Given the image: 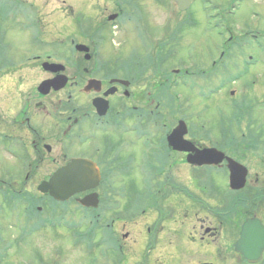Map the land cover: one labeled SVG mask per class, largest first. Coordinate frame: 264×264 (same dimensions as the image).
<instances>
[{
	"label": "flooded vegetation",
	"instance_id": "obj_1",
	"mask_svg": "<svg viewBox=\"0 0 264 264\" xmlns=\"http://www.w3.org/2000/svg\"><path fill=\"white\" fill-rule=\"evenodd\" d=\"M143 1L146 0H114L115 13L110 15L122 18L127 13L130 21L136 20L137 24H143L140 29L150 35L145 27L146 13L140 6ZM84 19H77L79 26L74 22L73 28H68L70 32L86 35L84 27H80ZM89 23L92 25L89 27L90 32L95 35L104 30V23L97 27L90 19ZM161 32L160 43L155 48H145L143 53L130 52L127 55L129 59L122 58V63L116 59L102 60L96 50L93 53L96 59L64 63L63 74L69 81L59 91L43 95L37 91L38 84L34 90L30 89L25 99L11 96L10 89L3 93L0 91V103L6 107V110L5 107L0 108V141H5L7 137L11 140L12 137L5 134L8 131L14 133V141H25L28 145L31 156L23 169L25 181H29L34 176L33 170H38L42 164L47 169L43 180H47L54 171L72 159L95 163L100 176L94 190L98 195L94 214L96 238L102 249L106 247L105 240L110 238V258L116 264H127L125 259L120 258L124 242L131 237V230L126 229L139 223L144 236L142 245H139L142 251L138 264H150L151 256L158 259L156 255H166V245L177 250L176 239L180 236L183 224H187L183 219L184 212L185 216H192L189 225L193 231L190 237L193 245L212 247L222 233L217 225L221 229L225 225L221 217L228 212L229 194H237L239 201L236 205L238 214H233L238 215L239 222L231 224L234 218L230 223L226 220L233 234L239 236L249 219H257L264 226L263 139H245L247 134L242 135L244 139L231 138V133H228L227 139L218 142L223 145L217 146L218 151L246 169L244 187L238 192L229 189L227 162L223 161L218 166H190L186 162L187 154L169 146L166 138L182 119V97L179 94L183 90L182 83L193 78L197 80L198 69L195 72L190 66L191 70H185L187 75L181 76L177 69L169 74L166 65L176 58L177 44L172 43V36L175 41L178 39V29L175 28L173 32L169 29L168 35L167 28ZM120 53L122 57V49ZM225 56V53H221L219 57ZM233 61L230 60L231 63ZM216 63L211 61L208 71L200 70L199 78L213 81ZM201 68L204 69V66ZM31 70L41 73V82L55 75L45 72L41 64L32 66ZM18 72L15 68V73ZM16 78L19 80L21 75L17 74ZM175 78L179 81L176 82ZM18 80H15L14 85H18ZM89 80L99 83L86 91ZM93 100H101L102 105L108 103L105 114H101L103 107L98 111L93 106ZM38 125L41 129L35 128ZM26 137L29 140L26 141ZM186 139L193 142L196 149L204 148L202 142L189 136ZM252 147L255 150H251ZM209 148H212L211 144ZM254 154L259 155L255 158H261L256 170L250 158ZM183 167L189 170L185 180ZM22 184L26 185L25 182ZM87 194L89 192L77 197L82 199ZM77 197H74L73 202ZM222 201H225L226 209L216 212L215 207H224ZM71 206L70 201L65 204V218L71 214ZM73 206L76 207L75 204ZM120 239H124L122 243ZM232 251L240 264H264V251L256 263H248L243 255L234 252V247ZM232 251L227 246L224 249L226 255ZM114 252L119 256L115 257Z\"/></svg>",
	"mask_w": 264,
	"mask_h": 264
},
{
	"label": "rangeland",
	"instance_id": "obj_2",
	"mask_svg": "<svg viewBox=\"0 0 264 264\" xmlns=\"http://www.w3.org/2000/svg\"><path fill=\"white\" fill-rule=\"evenodd\" d=\"M67 6L72 9L70 11L75 12L73 17L76 14L82 17L87 15L88 18H85L80 24V27L84 28L87 27V24H91L89 19L97 27L107 22L104 17L115 13L113 11L114 0H0V59L6 58L9 61H17L19 66L22 65V62H27L36 56H41L39 57L40 61L45 60L46 54L50 53L54 54V61L58 63H61L59 61L66 62L77 59L76 53L68 52L67 42L69 36L65 35L67 31L63 29L64 17L58 14L67 15V11L63 10ZM140 6L146 13L145 20L151 28L149 31L153 33L150 37L152 48L159 42L161 31L166 24L170 29H175V23L179 22L180 35L183 36V39L179 42L178 54L174 61L167 62L169 64L166 65L168 67L166 69L169 74H172L173 69H177L178 73L180 71L181 76L187 75L185 70H191L190 66L193 67L195 72L196 69L203 66L207 67L203 70L208 71L211 61L216 60L221 53H225L228 59L234 58L230 59L234 60L233 63H229L228 66L226 64L225 77L222 76L221 69L214 70V74L219 75L222 81H227L233 76L245 80V83L241 80L232 86H230L231 84L227 85L226 88L224 86L216 96L205 87V79H202V81L195 78L185 80L182 84L186 86L189 84V86L187 89L181 90L179 94L182 97V102L184 101V104L182 103L183 107L189 108V110H186L184 107L183 115L186 117L194 116L187 120L190 126L189 136L202 142L204 147H209V144L216 149L223 147L218 142L222 143L223 139L227 138L222 134H218L216 140L209 134V129H211V133L217 132L219 127L226 122L225 119L228 121L231 118L232 110L231 105L228 103L229 100L235 103L238 99L244 97L248 102L246 110H252V119L250 116L247 117L251 120V124H248L246 119L239 121L238 125L241 129L239 139H242L241 135L247 132V125H251L252 129H258L261 132V139L264 140V0H196L186 15L177 12L172 0H162L161 4H158L155 0H146ZM60 16L62 20L56 21ZM36 17L40 19V22L36 20ZM112 23L117 24V26L122 25V22L118 20ZM105 28L106 32L110 29V34H104L107 43L98 52L100 58L105 60L112 61L116 59L119 63H122L121 59H129L128 53H133L137 46H147L146 49L151 46L147 34L142 29L134 31L131 35L132 22L126 21L122 26V30L114 26L110 27V22L104 26ZM220 30L223 33L221 37L218 35ZM76 37L78 38V36ZM80 38H85L86 42L92 39L87 35ZM128 42L130 44L127 45ZM135 42L137 46L134 45ZM223 42L227 46L221 50ZM235 67H237L236 70H234ZM20 75L22 77L19 78L18 85L13 84L15 81L14 75H8L1 80V93L6 89H10L12 90L11 96L15 95L14 97L17 99L19 97L25 99L30 89L34 90L43 78L41 73L36 70H24ZM217 80L215 78L213 83L216 89L221 85ZM175 81L178 82L179 79L175 78ZM209 87H212V85ZM167 92L169 93V87ZM230 92H234V95H229ZM80 102L84 103L81 99ZM179 102L177 101V103ZM1 107H5V105L0 103ZM4 110H6V107ZM7 116L9 118V115ZM252 120L254 123H252ZM35 128L41 129V126L38 125ZM5 134L14 138V133L5 132ZM12 138L10 140L7 137L5 141H0V193L2 195L6 194L4 202L7 203H9L7 195L12 196L8 193L10 188L8 189L7 186L14 182L17 183L22 178L23 169L31 156L25 141H14ZM27 140H29V137H26ZM258 156V154H254L252 155L254 158L250 157L252 166H255L253 167L254 170L257 169L261 160L260 157L255 158ZM32 168H34V165ZM33 171H35L34 176L28 179L30 180L28 184L21 186V182L18 185V190L21 189L24 192L28 191L30 194H35L36 186L47 174L46 165L42 164L38 170ZM188 171L187 167H183L184 180L188 178ZM4 202L0 197V237L3 239V243H0V252L6 251V248H3L6 246H10V249L5 254L0 255L3 256L4 260L2 264H42L40 259H43L45 264H109L106 261L109 260L108 257L112 254L109 253L112 250L111 244H109L111 242L110 238L104 242L107 258L105 260L95 245H90L86 241H77L81 232L79 228L72 230L71 234L66 233L61 236L60 231L57 228L55 231L48 226V223L47 227H40V224L36 222L28 225L25 215L20 212V209L10 210L9 207L4 205ZM222 202H224V207L220 209L215 207L216 212L226 209L225 201ZM44 203L47 204V201L44 200ZM52 208L55 211L58 209L54 205H52ZM236 213L238 214V211ZM191 217V215L185 216L184 212L183 218L187 224H183L180 236L176 239L178 249L175 250V248L166 245V255H156L158 259L155 258L153 264H159V262L161 264H179L178 260L174 261V256H178L180 264L203 262L240 264L238 257L232 251L236 236L234 238L233 232L227 227L228 225L222 226L223 229L217 225L220 233L222 232L221 237H217L216 243L212 247L205 246L201 248L198 245H193V240L190 238L193 236V231L189 225V218ZM41 218L51 219L48 215ZM42 219L41 222H44ZM74 220L76 221L73 223L79 225V220L76 218ZM236 220L237 218L234 217L231 224H234ZM50 223L54 226V222ZM81 223L83 222L81 221ZM213 223L215 224V221ZM62 224L66 225L63 220L60 221V225ZM36 229L43 230L35 233ZM59 229L62 230V227L59 226ZM126 230H131V237L124 242V248L122 249L125 254V262L128 259L127 264H138V257L142 251V249H138V245H142L144 236L140 232L142 227L139 223ZM82 232H86L85 226L82 228ZM90 233L89 237L92 239L94 233ZM166 238L169 239V237ZM120 240L122 243L124 239ZM135 242L137 246H135ZM226 246L229 251H232L230 255H226L224 252ZM135 247L137 250H135Z\"/></svg>",
	"mask_w": 264,
	"mask_h": 264
},
{
	"label": "water",
	"instance_id": "obj_3",
	"mask_svg": "<svg viewBox=\"0 0 264 264\" xmlns=\"http://www.w3.org/2000/svg\"><path fill=\"white\" fill-rule=\"evenodd\" d=\"M179 11H185L189 8L193 0H174ZM80 51L82 49L78 48ZM65 80L62 81L61 85L57 86L54 84L56 81L47 82L42 84L39 91L42 94H47L49 91V84L54 86L55 90L61 88ZM186 133L184 123H181L179 127L169 136L168 140L170 144L179 150L189 152L191 148L182 141L181 139ZM224 159V156L215 150H205L197 153L195 156H190L188 162L191 164H219ZM229 163V170L231 173L230 181L231 188L239 190L242 188L241 179H238L237 172H239V166L234 162L227 159ZM93 169L85 162L73 161L67 167L59 170L50 179L49 182L43 183L38 190L41 193H49L57 201H64L75 193L87 190L96 185L97 179L93 178ZM244 177V174H241ZM95 205V203H94ZM236 252L243 254L249 262H257L260 260L261 253L264 250V230L257 221H248L243 227L241 238L237 241L235 246Z\"/></svg>",
	"mask_w": 264,
	"mask_h": 264
},
{
	"label": "bare ground",
	"instance_id": "obj_4",
	"mask_svg": "<svg viewBox=\"0 0 264 264\" xmlns=\"http://www.w3.org/2000/svg\"><path fill=\"white\" fill-rule=\"evenodd\" d=\"M243 118H241V120H242ZM240 131H241V129L240 128H236L233 132H232V138H240ZM245 134H247V136L245 137V139H251V136L252 135H250L248 132H246ZM257 139H259V136L258 137H256ZM244 139V138H243ZM251 150H255V148L254 147H252L251 148ZM217 165V164H216ZM229 194V193H228ZM230 195V194H229ZM237 201H238V198H237ZM238 203H239V201H238ZM229 207H230V209H228V212H226V213H224L223 215H222V221L224 222L223 224H226V220H228V218L226 219V216H228V215H230V213H231V210L232 211H234V208L235 209H237V206L236 205H234L233 203H232V201L231 202H229ZM99 251H100V254L104 257V259L105 260H107V258H106V252H105V250H106V247H104L103 249L102 248H99L98 249ZM105 252V253H104ZM106 262H108L109 264H116V263H114L113 261H112V259H109L108 261H106Z\"/></svg>",
	"mask_w": 264,
	"mask_h": 264
}]
</instances>
